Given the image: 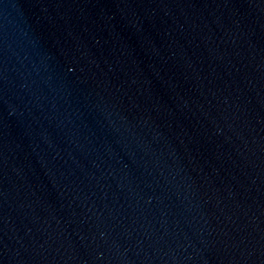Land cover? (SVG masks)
I'll list each match as a JSON object with an SVG mask.
<instances>
[{"label":"water","instance_id":"1","mask_svg":"<svg viewBox=\"0 0 264 264\" xmlns=\"http://www.w3.org/2000/svg\"><path fill=\"white\" fill-rule=\"evenodd\" d=\"M263 6L264 0H0V149Z\"/></svg>","mask_w":264,"mask_h":264}]
</instances>
